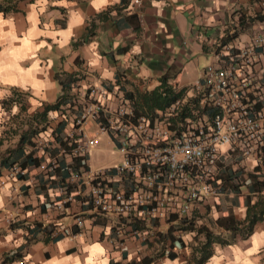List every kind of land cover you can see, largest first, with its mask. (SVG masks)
I'll return each instance as SVG.
<instances>
[{"label":"crops","instance_id":"1","mask_svg":"<svg viewBox=\"0 0 264 264\" xmlns=\"http://www.w3.org/2000/svg\"><path fill=\"white\" fill-rule=\"evenodd\" d=\"M259 34L264 36V0H0V103L13 91L23 93L31 115L57 101L59 78L66 74L79 79L80 93L104 86L125 97L154 89L170 67L190 95L203 69L191 83L187 62L197 56L208 65L216 48H243ZM49 117L29 150L40 164L56 158L66 165L71 160L58 157L52 137L60 119ZM8 118L0 104V136ZM95 138L113 146L107 136ZM39 165L16 176L10 169L0 173V264L185 263L191 233L178 236L175 225L159 223L143 229L153 239L121 236L120 220L94 212L84 196L63 205L56 180L48 181ZM61 175L56 172L55 179ZM207 210L214 218L215 203ZM233 213L242 220L246 209ZM169 235L183 246L171 245ZM204 264H264V220L249 236L215 246Z\"/></svg>","mask_w":264,"mask_h":264},{"label":"built area","instance_id":"2","mask_svg":"<svg viewBox=\"0 0 264 264\" xmlns=\"http://www.w3.org/2000/svg\"><path fill=\"white\" fill-rule=\"evenodd\" d=\"M213 57L215 61L203 68L191 94L162 111L134 108L115 88L89 86L82 93L77 91L82 109L64 117L66 147L59 149L58 157L87 159L96 146L95 137H108L120 162L96 170L69 168L68 180L77 185V195L84 196L94 212L120 220L121 236L153 239L154 234L131 224L177 226L193 212L213 206L222 188L218 179L221 154L235 151L262 168L264 36L256 35L243 48H216ZM74 86L79 88L78 80ZM195 97L196 105L206 112L200 116L192 109V116L182 118L185 103ZM88 128H93L94 135ZM223 146L228 149L220 151ZM57 165L56 158L50 159L39 169L50 173ZM10 171L13 176L23 174L17 166ZM56 190L64 194L61 188ZM72 199L69 196L61 203ZM176 233L183 235L180 230Z\"/></svg>","mask_w":264,"mask_h":264},{"label":"trees","instance_id":"3","mask_svg":"<svg viewBox=\"0 0 264 264\" xmlns=\"http://www.w3.org/2000/svg\"><path fill=\"white\" fill-rule=\"evenodd\" d=\"M256 19L255 17L250 21ZM177 75V70L170 67L159 78L157 87L143 93L126 92L125 99L134 108L140 109L144 107L151 112L154 110L162 111L176 100L183 98L186 93L185 88H180ZM77 80L79 79L74 77L73 74H66L59 78L61 94L57 101L54 104L43 103L40 110L31 115L26 112L25 102L27 100L26 95L23 93L13 91L8 98L1 101V108L4 112L10 115L14 107H17L18 113L11 118L13 124H9V122L5 124L6 128L0 136V149L7 142L4 150H0V173L3 169H12L15 166L25 171L31 166L37 167L40 164L41 158L35 156L34 151L29 149L34 146L32 139L47 127L49 115H51V120L56 119L54 113L60 120L52 137L58 145V149L66 147L64 132L67 122L64 117L73 112L78 114L82 109V104L77 100V91L74 86ZM199 94H202V92ZM197 101L198 98L195 97L185 103L181 114L182 118L192 116V109L194 111L197 110L198 113L196 115L200 116L203 115L204 111L206 112V109L200 108L198 103L196 105ZM192 105L194 107H191ZM9 138L13 139L12 143H8L7 139ZM68 152L69 150H67ZM229 153V155L221 154L218 163L220 165L218 168L220 169L218 179L222 182V188L221 194L215 198L214 202L217 209L221 211V216L214 219L210 216L208 210H205L203 214L193 212L191 218L180 220L174 228L182 231L183 234L191 233L193 235L189 245L190 252L184 264H204L213 255L215 246H223L229 243V240L223 239L221 234L223 232L218 229H222L225 235H229L232 238L235 235L246 237L252 233L254 226L258 222L264 220V162L262 168L257 166L251 172L243 173V169L233 170L229 166H224L225 162L229 160L239 165L246 164L243 157L237 152L230 151ZM60 161H63V159H60ZM82 166L89 168L86 158H73L66 165L60 162L53 172L48 173V181L53 182L56 180L57 188L64 190V198L69 196L75 198L78 196V188L77 185L69 183L68 169L78 171ZM58 171L62 175L60 178L55 179V173ZM261 173H263L262 176ZM242 187L246 191L244 195L246 213L244 219L237 220L233 209L239 205L238 199L242 196ZM201 219H203L202 224L198 225L196 222ZM146 224L147 222H133L131 226L137 230L145 231L143 229ZM168 238L172 243L171 245L183 246V242L175 239L172 235H169Z\"/></svg>","mask_w":264,"mask_h":264},{"label":"rangeland","instance_id":"4","mask_svg":"<svg viewBox=\"0 0 264 264\" xmlns=\"http://www.w3.org/2000/svg\"><path fill=\"white\" fill-rule=\"evenodd\" d=\"M187 63L188 64L185 65V71L187 72V77L189 78V81H191V83H193L194 78H195V76H194L195 73L198 72L199 70L203 69L207 65L208 61L205 58L194 56L193 59L191 60V62H187ZM25 107H26V112H27V102H25ZM17 113H18V111L15 114H17ZM11 114L9 115V118H8L9 124H13L11 118L14 115H11ZM27 114H28V112H27ZM7 140H8V143L13 142L12 138H9ZM5 146H7V142L4 143L3 147H1L0 150H4ZM227 149H228L227 146H223L220 148V151H226ZM117 162H119V161H117V154L114 151V147L107 145L106 143L102 142L101 139H98V141H96V146L93 147L88 152V155H87V163H88V166L92 170H96L99 168L111 167V166L116 165ZM242 165L235 164L232 162V160L231 161L229 160V161L225 162L224 166H229L233 170H242L243 169V171H244L243 173L251 172V170H254L253 168H256L252 163L249 165L248 164H244L243 166ZM219 167H220V165H218V168ZM262 174L263 173H261V176H262ZM245 194H246V191L242 187V190H241L242 196H240L238 199L239 205H238V207H235L238 213H240V211H243L246 209L244 207V195ZM217 211H218V209H217ZM217 211H216V213L213 214L214 218L219 216V211L218 212ZM221 234H222L223 239L229 240L228 242L232 241L236 236L235 235L232 238V237H229V235H225V233H221Z\"/></svg>","mask_w":264,"mask_h":264}]
</instances>
